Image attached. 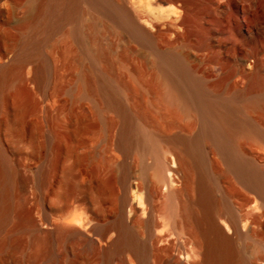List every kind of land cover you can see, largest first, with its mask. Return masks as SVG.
Returning <instances> with one entry per match:
<instances>
[{
    "label": "bare ground",
    "instance_id": "1",
    "mask_svg": "<svg viewBox=\"0 0 264 264\" xmlns=\"http://www.w3.org/2000/svg\"><path fill=\"white\" fill-rule=\"evenodd\" d=\"M81 1H64L59 20L79 17ZM83 1L115 35L106 44L96 37L86 48L89 69L75 75L84 84L81 96L106 120L111 137L104 154L120 170L115 216L93 227L102 229L105 264H148L150 244L162 253L167 249L160 244L183 238L194 264H245L254 249L264 259V0H170L176 17L156 32L140 23L126 0ZM49 12L50 4L31 0V17ZM100 17L92 24L97 35ZM125 37L142 50L117 55L116 43ZM1 59L12 61L8 53ZM6 70L0 64V85ZM135 152L143 164L138 185L128 167ZM151 172L155 182L147 191ZM13 187V172L0 154V222L10 210L3 189ZM131 190L141 202L144 195L148 202L159 199L166 221L153 213L142 220L135 204L130 221L125 210ZM76 222H49L52 229L34 231L38 241L59 242L70 253L85 236L84 253L91 255L96 242ZM167 261L185 264L172 254Z\"/></svg>",
    "mask_w": 264,
    "mask_h": 264
},
{
    "label": "rangeland",
    "instance_id": "2",
    "mask_svg": "<svg viewBox=\"0 0 264 264\" xmlns=\"http://www.w3.org/2000/svg\"><path fill=\"white\" fill-rule=\"evenodd\" d=\"M64 1L36 0L45 8L50 4L54 12L35 19L29 15L31 0H0V64L7 65L0 85V154L14 176V187L9 192L3 189L2 194L10 210L0 222V264H105L100 255L106 247L100 241L102 229L93 227L109 224L120 205V170L104 154L111 133L96 107L81 96L83 82L75 81L78 72L89 69L87 46L96 43V37L106 44L115 35L105 30L108 20L83 0L80 16L61 22ZM126 1L151 32L164 29L176 17L170 0ZM94 17H100L98 35L92 27ZM114 31L121 30L114 26ZM135 48L142 50L125 37L115 49L122 55ZM6 53L11 62L1 59ZM67 151H76L82 158L69 159ZM146 162L152 164L153 159ZM128 167L132 183L140 184L143 164L136 152ZM154 182L151 172L147 191ZM129 198L125 212L130 221L132 204L140 206L142 220L153 213L155 219L166 221L159 199L148 202L144 195L141 202L133 190ZM75 218L73 225L96 242L91 255L84 253L85 236L76 241L72 253L59 242L38 241L35 226L50 230L49 222L67 223ZM257 235L261 238L263 231L259 229ZM183 239L160 244L167 249L162 253L150 244L148 264H174L167 261L169 254L175 261L194 264L193 256H188L193 248ZM252 262L264 264L260 249L246 256L244 263Z\"/></svg>",
    "mask_w": 264,
    "mask_h": 264
}]
</instances>
